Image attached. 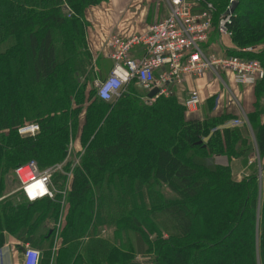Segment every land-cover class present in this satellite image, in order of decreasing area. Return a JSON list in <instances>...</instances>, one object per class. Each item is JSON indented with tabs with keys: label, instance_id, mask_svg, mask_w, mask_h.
Returning a JSON list of instances; mask_svg holds the SVG:
<instances>
[{
	"label": "trees",
	"instance_id": "16d2710c",
	"mask_svg": "<svg viewBox=\"0 0 264 264\" xmlns=\"http://www.w3.org/2000/svg\"><path fill=\"white\" fill-rule=\"evenodd\" d=\"M102 1L0 0V248L8 234L38 250L39 264L49 263L46 222L59 219L61 197L25 202L12 194L13 172L29 161L40 170L65 161L52 177L59 189L71 171L58 231L68 247L56 264H137V257L146 264H264V81L246 117L255 149L246 127H227L232 116L186 118L173 96L146 105L135 80L113 102L92 90L83 109L93 78L84 12ZM225 1L213 3V25ZM238 11L228 26L232 43L260 45L264 0H237ZM234 55L264 70V50ZM80 118V152L68 154ZM29 124L38 132L20 137L17 129ZM251 154L260 160V184L256 171L237 182L229 164L215 162Z\"/></svg>",
	"mask_w": 264,
	"mask_h": 264
},
{
	"label": "built area",
	"instance_id": "2783aa9c",
	"mask_svg": "<svg viewBox=\"0 0 264 264\" xmlns=\"http://www.w3.org/2000/svg\"><path fill=\"white\" fill-rule=\"evenodd\" d=\"M233 2L234 0H229V5ZM165 4L167 11L162 20L146 25L140 33L127 37L114 34L109 38L105 56L112 62V67L106 77L97 78L90 83L96 99L113 102L124 87L135 80L136 86L142 87V100L146 105H152L159 97L173 96L186 112L193 113L199 107L201 98L197 90L185 88L184 84L188 79L197 80L206 73L218 76L220 72H225L232 76L237 86L255 87L264 81V70L256 59L235 55L220 56L210 46L213 34L220 39L231 40L228 26L232 15H219L216 25H213L216 11L209 0H165ZM134 50L139 51V57H133ZM240 52L250 56L258 54L252 47ZM110 79L116 80L119 86L113 87L109 99H104L99 92ZM154 88L158 89V93L147 99L146 94ZM239 124L238 120L230 123L232 127H240ZM38 130L36 124H29L18 128L17 134L20 137L34 136ZM73 150L74 143L70 140L68 154ZM78 163L79 158L74 157L70 163L71 169L78 166ZM63 165L64 163L55 164L40 170L35 161H29L14 169L18 182L17 191L25 202L34 203L43 199L53 201L56 197H61L60 205L63 208L57 225L51 228L55 234L61 229V222H64V209L67 206L64 200L71 183V171L64 173L62 188L58 189L52 181L55 173L62 172ZM19 247V251L14 246L4 247L0 250V260L4 255L10 259L17 253L13 264H39L41 253L38 250L28 244H20ZM51 261L52 257L49 264Z\"/></svg>",
	"mask_w": 264,
	"mask_h": 264
},
{
	"label": "crops",
	"instance_id": "0c3cea01",
	"mask_svg": "<svg viewBox=\"0 0 264 264\" xmlns=\"http://www.w3.org/2000/svg\"><path fill=\"white\" fill-rule=\"evenodd\" d=\"M84 15L87 23L85 29V42L86 53L89 59L88 70L93 73L92 80H95L97 78L101 79L106 77L112 67V62L105 56L106 44L109 38L114 34L127 37L132 34L140 33L146 25L162 20L166 15V9L159 4V0H104L86 9ZM210 43L214 52L220 56L234 55L244 49L237 47L231 40L227 38L220 39L214 34L211 37ZM251 47L256 49L257 46ZM260 47L264 49L263 45H258V49H261ZM133 57H139L138 50L133 51ZM184 86L186 89L197 90L201 98L199 107L193 112L195 115H191L189 119L201 120L204 118L219 117L221 115H230L233 117L232 120H234L237 112L228 102L227 92L236 100L238 103L236 104L242 109L243 113L249 114L253 110L254 87L235 85L229 73L220 72L218 76L206 73L200 79H188ZM213 102L216 104L215 108H210V105L214 104ZM263 119L262 117L261 120L263 121ZM81 125L82 118H80L76 138L73 142V154H75V152H80L78 138ZM226 125L227 127H232L230 122ZM248 133L251 137V129L248 130ZM219 159L220 158H218V160ZM218 160L216 159V161ZM244 160L245 158H240L231 163V171L234 179H236L234 175L238 174L237 172L240 167H243ZM46 224L48 227H51L48 222H46ZM45 240H47V238H45ZM7 246L16 247V251L20 249V243L8 234L5 235L4 246L0 248V250ZM14 254L15 255L12 253L13 256H11L10 259L6 258L4 255L0 260V264L15 263L17 253ZM41 264L45 263L41 262Z\"/></svg>",
	"mask_w": 264,
	"mask_h": 264
},
{
	"label": "rangeland",
	"instance_id": "374dc122",
	"mask_svg": "<svg viewBox=\"0 0 264 264\" xmlns=\"http://www.w3.org/2000/svg\"><path fill=\"white\" fill-rule=\"evenodd\" d=\"M209 1H211L212 3H215V1L216 0H209ZM226 2V4L227 5H225V6H223V8H220L219 10H217V11H219L221 14H223V13H225V11L229 8V0H226L225 1ZM234 2H237V0H234ZM159 4L160 5H162V6H164L165 7V9H166V11H167V7H166V4H165V0H159ZM241 13H242V11H238V12H235L234 11V13H232L231 15H232V18L233 17H240L241 16ZM220 14V15H221ZM252 24L254 25V26H256V23H255V20L253 19L252 21ZM240 29L242 30L243 28L242 27H240ZM214 40H215V38H214ZM249 44L252 46V41H249ZM260 45H263L264 46V41L260 44ZM251 46H247V47H245V48H249V47H251ZM261 48V47H260ZM262 49L263 48H261V49H258V45H257V47H256V51L259 53V52H261L262 51ZM264 50V49H263ZM93 81V80H92ZM91 81V82H92ZM90 82V83H91ZM244 92H245V90H244ZM227 94V97H228V102L233 106V108H235V111L237 112V115L235 116V118H234V120H238V121H240V124H239V126L240 127H246L247 128V131L249 130V129H251L250 128V124H249V122H248V119L247 118H245V117H247V113H243V111H242V109H240L239 108V106L237 105L238 103L236 102V100L234 99V98H232L231 97V95L227 92L226 93ZM84 96H85V100H84V105H83V109L88 105V103H90L92 100H93V98H94V96H93V91H92V89H91V84H87V86L85 87V89H84ZM240 96V95H239ZM214 103V102H213ZM237 103V104H236ZM215 103L214 104H211L210 105V108H215ZM191 115L193 116V115H195L194 113H189V112H186L185 111V117L186 118H190L191 117ZM263 116H261L260 117V119L262 118ZM244 118L246 119V121L244 120ZM232 119H233V117H232ZM231 119V121H229L230 123H232V120ZM228 122V123H229ZM245 138H246V141L250 144V145H253L254 146V149H255V144H254V140H253V138H252V136L250 137V135H249V133L247 134V136H245ZM75 153H78V152H75ZM254 153H255V151H254ZM240 158H244V157H242V156H239V157H237V158H233L232 160H228L226 157H221L219 160H218V158H217V160L218 161H215L216 163H217V165H219V166H224V165H226V164H229V166H230V170H231V163L233 162V161H235V160H239ZM72 160V159H71ZM251 160V161H250ZM256 167V168H255ZM256 169V170H255ZM254 171H256V173L258 174V182H259V184L261 183V176H262V172H261V170H260V160L258 159V157H257V155L256 154H251L248 158H245V160L243 161V167H240V169H239V171L237 172L238 174H235L234 175V177L237 179H234L233 178V174H232V171H231V177H232V179L234 180V181H237V182H239L240 180H242V179H244V178H247V177H249L251 174H253L254 173ZM13 174H14V172H13ZM14 178H15V176H14ZM15 180H16V182H17V179L15 178ZM18 182H17V185H15V187H14V191L12 192V194H15V195H17L18 194ZM66 212H67V209L65 210L64 209V213L66 214ZM57 221H58V219H57ZM57 222L55 221L54 223H52V225H51V228L53 227V226H56L57 224H56ZM66 223V220H64V222H61V226H63L64 224ZM61 230V229H60ZM136 261H137V264H146L145 263V261H146V258H142V257H137L136 258ZM147 262V261H146Z\"/></svg>",
	"mask_w": 264,
	"mask_h": 264
},
{
	"label": "flooded vegetation",
	"instance_id": "af4514ba",
	"mask_svg": "<svg viewBox=\"0 0 264 264\" xmlns=\"http://www.w3.org/2000/svg\"><path fill=\"white\" fill-rule=\"evenodd\" d=\"M54 229H50L47 236L51 237V257H52V263L56 264V260H58L61 255V252L66 250L68 247L66 244L63 243V241L59 238L58 231L56 234H54Z\"/></svg>",
	"mask_w": 264,
	"mask_h": 264
},
{
	"label": "clouds",
	"instance_id": "9594fccd",
	"mask_svg": "<svg viewBox=\"0 0 264 264\" xmlns=\"http://www.w3.org/2000/svg\"><path fill=\"white\" fill-rule=\"evenodd\" d=\"M118 86L119 84L116 80L110 79L109 81L103 84V87L100 89L99 95L104 99H109L110 91L113 89V87H118Z\"/></svg>",
	"mask_w": 264,
	"mask_h": 264
},
{
	"label": "water",
	"instance_id": "95a60500",
	"mask_svg": "<svg viewBox=\"0 0 264 264\" xmlns=\"http://www.w3.org/2000/svg\"><path fill=\"white\" fill-rule=\"evenodd\" d=\"M237 6V2H233L229 5V8L225 11L224 13V17L225 16H229L232 13H234L235 8ZM140 91H142V87L140 85L136 86ZM158 93V89L154 88L151 91H149L146 95H147V99H151L153 98L156 94Z\"/></svg>",
	"mask_w": 264,
	"mask_h": 264
},
{
	"label": "bare ground",
	"instance_id": "6f19581e",
	"mask_svg": "<svg viewBox=\"0 0 264 264\" xmlns=\"http://www.w3.org/2000/svg\"><path fill=\"white\" fill-rule=\"evenodd\" d=\"M65 163V162H64Z\"/></svg>",
	"mask_w": 264,
	"mask_h": 264
}]
</instances>
